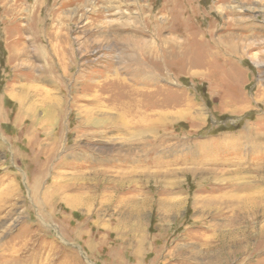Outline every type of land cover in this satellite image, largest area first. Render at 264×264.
<instances>
[{
  "label": "rangeland",
  "instance_id": "374dc122",
  "mask_svg": "<svg viewBox=\"0 0 264 264\" xmlns=\"http://www.w3.org/2000/svg\"><path fill=\"white\" fill-rule=\"evenodd\" d=\"M0 264H264V0H0Z\"/></svg>",
  "mask_w": 264,
  "mask_h": 264
},
{
  "label": "bare ground",
  "instance_id": "6f19581e",
  "mask_svg": "<svg viewBox=\"0 0 264 264\" xmlns=\"http://www.w3.org/2000/svg\"><path fill=\"white\" fill-rule=\"evenodd\" d=\"M132 113V112H131ZM124 114V113H123ZM125 115V114H124ZM171 206V205H170Z\"/></svg>",
  "mask_w": 264,
  "mask_h": 264
}]
</instances>
